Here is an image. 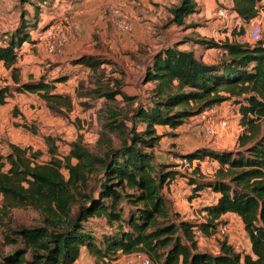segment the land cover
<instances>
[{"label":"trees","instance_id":"16d2710c","mask_svg":"<svg viewBox=\"0 0 264 264\" xmlns=\"http://www.w3.org/2000/svg\"><path fill=\"white\" fill-rule=\"evenodd\" d=\"M16 1L23 9L31 6L34 13L31 18L23 11L13 31L0 32V63L11 71L14 82L0 87V105L16 93L33 94L52 114L67 117L75 108L74 99L56 91L57 84L67 78L22 82L17 67L23 43L35 44L32 32L42 8L52 12L55 0ZM232 2V13L244 24L264 10V0ZM199 11L196 0H179L169 10V25L188 29L186 20ZM186 38L185 43L221 54L203 61L193 51L178 49L179 44L159 50L145 66L144 81L153 84L147 103H136L135 96L124 92L122 76L118 78L113 70L109 73L105 61L83 56L73 62L89 70L88 79L78 84L79 104L100 101L96 150L78 138L63 162L55 158V138L47 137L51 158L37 163L40 153L9 144L10 152L0 155V212L7 217L14 208L34 209L44 216V224H9L5 242L13 251L1 255L0 264H75L83 249L95 258V264H111L137 252L153 264H264V41L218 43ZM230 100L239 106L244 129L238 150L200 148L181 155L217 161L214 178L183 175L175 164L158 159L155 148L162 136L157 126L178 129L204 109ZM177 179H187L193 188L190 200L199 197L200 191L217 194L216 202L198 209L204 214L196 221L176 212L165 193ZM229 213L241 219L251 253L237 252L227 237L219 239L218 254L201 250L197 236H217L219 226L227 223L223 216ZM96 220L101 224L98 230L88 226Z\"/></svg>","mask_w":264,"mask_h":264},{"label":"rangeland","instance_id":"374dc122","mask_svg":"<svg viewBox=\"0 0 264 264\" xmlns=\"http://www.w3.org/2000/svg\"><path fill=\"white\" fill-rule=\"evenodd\" d=\"M178 1L60 0L54 4L52 12H46L45 8H42L41 20L37 29L32 32V38L35 40V44L41 47L42 52H45V55L41 58V55L37 53L38 48L35 47L31 51L36 50V52L34 54L33 52L27 53L25 54L26 57L21 56V61L25 63V61L31 59L30 57L35 56L40 57L43 62L39 63L38 70L29 71L27 74L22 73L23 77L21 76V79L22 82H25L30 79L37 80L40 77H45L48 80L50 78L66 77L67 81L59 83L57 87L60 94H70L74 99L75 108L67 117L57 116L48 110L45 102L39 99L38 96L27 93L14 94L6 105H0V155H7L10 152L9 144H13L22 149H30L31 153H40L41 155L36 162L47 163L51 158L49 146L45 140L47 137L55 138V148L57 149L55 158L63 162L69 154L70 144L78 138H81L83 145L91 151L96 150L99 131L96 116L100 101H90L88 106H82L75 98L79 82L87 80L89 75V70L83 66L76 69L73 68L72 64L77 57L93 56L105 61L106 64L104 66L109 73L113 70L115 71V76L118 78L122 76L124 92L135 96L136 103H147L151 97L150 92L153 84L145 83L143 75L145 64L154 51L161 47H171L185 43L186 37L207 39L218 43L226 40L235 41L236 38L238 41H246L249 27L238 31L236 27L233 29L229 26V22L232 25H235L236 22V19L231 14L230 0H215V3L209 8L206 7L207 0H199L202 8L200 15L197 14L191 17L192 20L189 23L186 22V26H190L188 29L168 26L170 21L169 10L176 6ZM218 9H227L229 11V21L220 19L216 15ZM160 10L162 12L159 14ZM23 11H28L32 18L34 10L31 6H26L23 9L16 0H0V32L13 31L20 23ZM84 15L90 18V22L87 25L79 22V17ZM259 17L264 23V10ZM65 18L69 19L72 27H74L71 38L55 54H49L46 49L47 41L42 38V35L49 25L59 24ZM121 19H125L131 24V32L125 34L119 32L117 23ZM262 40L264 41V31ZM180 48L197 52V55H200L202 60H214L219 55L217 51L212 49L202 48L195 50L190 44H181ZM46 56L54 59L52 60ZM25 64L29 65L28 62ZM7 85H14L11 71L1 66L0 87ZM118 100L122 101V97H118ZM226 102H228L226 107L228 108L229 127L221 136L208 139L202 138L190 128V120H188L181 126V132L169 134L171 140L167 141V144L163 143V145H160V142L158 143L155 148L156 155L158 156L159 153L164 151H169L167 154L180 155L181 152L190 151L192 148H196L194 151H198L200 148H207L217 152H236L239 148L238 138L244 129L240 122L239 106L233 100ZM25 125L29 129H26ZM143 128V125L139 126L140 130ZM262 128L264 129V124ZM187 135L192 136L194 142L190 139L187 140ZM162 146L166 148L161 149ZM191 152L193 150L188 153ZM211 159V157L204 160L197 159L198 162L193 168L190 170H179V172L183 175L196 176L199 180L209 179V175H215L217 171L216 165L219 168L218 162L216 161L217 164H214V159ZM63 174L68 177V172L65 169H63ZM192 189L190 192H192ZM165 190L169 192L170 187ZM208 195V197L211 196L210 194ZM197 198L192 200H195L201 206L203 201L200 203ZM203 200L209 199L204 198ZM1 207L2 196L0 195V209ZM199 214L201 215V213ZM191 215L189 213L186 214L187 217H191ZM0 221L2 222L0 224L1 257V255L10 254L13 251V246L5 242L6 227L9 224L27 227L41 226L44 224V216L34 209L14 208L8 211L7 217H4L0 212ZM88 226L98 230L101 224L96 220L91 221ZM230 233L231 229L224 237L229 236ZM98 235V237H101V234ZM232 235L235 234L233 233ZM217 236L221 237L219 233ZM242 237L244 235H239L241 245L243 246L244 244L245 247L236 250L240 253H244L246 247L249 246V243L244 242ZM197 239L200 242L205 238L198 235ZM200 247L201 249L210 250L203 244ZM121 258L117 259L118 261L116 260L117 263L115 264H124ZM75 264H95V258L87 249H83L79 262Z\"/></svg>","mask_w":264,"mask_h":264},{"label":"crops","instance_id":"0c3cea01","mask_svg":"<svg viewBox=\"0 0 264 264\" xmlns=\"http://www.w3.org/2000/svg\"><path fill=\"white\" fill-rule=\"evenodd\" d=\"M196 2L198 4V8L201 10L202 8H201L200 1L199 0H196ZM213 3H215V0H213V2H212V0H207L206 7L207 8L212 7V4ZM177 4H178V2L176 3V5ZM232 6H233V2H232V0H230V8H232ZM162 10L159 11V14L162 12ZM199 13H200V11L198 13L194 14L193 16H196ZM193 16H191V17H193ZM191 17L188 18L186 20V22L189 23L190 20H192ZM233 17L236 19L235 25H232L229 22V24H230L229 26H231L233 29L236 27L237 30L239 31L241 29H247L248 28L249 25L248 24H244L243 21L240 18L237 17V14H235V12H233ZM79 22L81 24L87 25L90 22V18L88 16H86V15L80 16L79 17ZM237 24H238V27H237ZM239 25H241V27H239ZM168 26L169 27H172L173 25L172 26L168 25ZM183 29H187V28L183 27ZM197 39H200V38H197ZM235 41L242 42V43L243 42L252 43L251 40H250V38H249V32H248V34L246 36V41H238L237 38H236ZM181 44H190V45L193 46V48L195 50L204 48L202 45L196 44V43H193V42H186V43H181ZM181 44H179L178 49L183 50V49L180 48V45ZM35 47L38 48L37 49V53H39L41 55V58H42L45 55L44 54L45 52L44 51L42 52L41 47L38 46V45H36V44H30L28 42H25V43H23V45H22V47L20 49V54H19L20 57H19V61H18L17 67L19 69L20 68L22 69V70L20 69L21 76H22V73L23 74H27L29 71L30 72H33V71L38 70L39 69V66H40L39 63L43 62L40 59V57H35V56L34 57H30L31 58L30 60L25 61V63L28 62L29 65H26L24 62L21 61V56L26 57L25 54L31 53V52H33V54H34L36 52V50L35 51L34 50L31 51V50L33 48H35ZM166 47H169V46L161 47L157 51H154L150 55V58L148 59L147 63L150 61L151 57H153V55L156 52H158L159 50H161L163 48H166ZM212 50L213 51H217L219 55L221 54L220 50H217V49H212ZM186 51H188V50H186ZM194 53H195V56L197 58H200V55H197V52H194ZM46 57H50V56H46ZM81 57H83V56H81ZM81 57H77L76 60L79 59V58H81ZM50 58L52 60L54 59L53 57H50ZM203 61H209V60L203 59ZM146 64H145V66H146ZM72 65H73V68H75V69L82 66V65H74V64H72ZM1 66H4L3 63H0V67ZM85 69H87V68H85ZM50 80H54V78H50ZM25 82H27V81H25ZM57 86H58V84H57ZM56 91L59 92L58 87H57V90ZM65 94H68V93H65ZM29 95H31V94H29ZM68 95H70V94H68ZM226 105H228V102L222 103V106H224L226 109H228L226 107ZM159 128H161V129H159ZM181 128L182 127H180V128H178V129L175 130V129H172V128L168 127V126H161V127H158L157 126V132H158V134L160 136H162V139L160 141V145H163V143L164 144H167V141L171 140L169 138V136H170L169 134L181 132L180 131ZM188 139H190V140H192V142H194V138L192 136L187 135V140ZM164 148H166V147H164V146L161 147V149H164ZM194 149H196V148H192V149H190V151H192V150L194 151ZM190 151H183V152L180 153V155L179 154H174V153L173 154H171V153L167 154V152H169V151H166V152L164 151L163 153H159L158 156L157 155L156 156L158 157V159H160L162 161L175 164L176 162H178V160H179V158L181 157L182 154L188 153ZM206 159H209V157H207ZM211 160H213V159H211ZM215 163L217 164L216 161L214 162V164ZM217 169H218V165H216V170ZM208 178L209 179H212V178H214V175L213 174L212 175H209ZM186 181H187V179H177V180H174L172 182V184L170 185V191L167 192V190H165V192L167 193L168 198L173 202L174 209H175L176 212H178L182 217H187L186 214H188V213L189 214H192L191 217L188 216L186 219L195 220L196 221L197 219H199L201 217L199 213H201V215L204 214L203 212L198 211V209L201 206L210 205L213 202H216L217 201V194L214 193V192H212V191H210V190L200 191V196L197 198V201H199L200 203L203 201V203L201 204V206H198L197 205L196 206L197 210H196L194 208V206L191 205V203H194L196 201L195 200H192V202H190L189 196L191 195L192 192H190L191 187L187 184ZM208 194H210L211 196L208 197L209 196ZM204 198H208L209 200H203ZM213 198H214V200H212ZM194 209H195V211H194ZM223 220H225L231 226V233L229 234V236H226L228 238V242L231 245H233L236 250L239 249V248H244L245 245L244 244H243V246L241 245V241H240V238H239V235H244V237H242L244 239V242H248L249 243V246L246 247V251L244 253H247V254L248 253H251L250 240H249L248 235H246L247 233H246V231L244 229V225H243L241 219L238 216L229 213V214H226L225 216H223ZM233 233L235 235H232ZM219 239H222V238L219 237V236H213V237H210V238H205L204 240H201L198 243L199 248L201 249L200 245L203 244V246H207L210 250H206V249H201V250L208 251V252L213 253V254H218L219 251H220V249H219V242H218ZM79 260L77 262H79ZM117 261L116 262L114 261V263L113 262L112 263L115 264V263H117Z\"/></svg>","mask_w":264,"mask_h":264},{"label":"built area","instance_id":"2783aa9c","mask_svg":"<svg viewBox=\"0 0 264 264\" xmlns=\"http://www.w3.org/2000/svg\"><path fill=\"white\" fill-rule=\"evenodd\" d=\"M60 0H55L59 2ZM231 14L232 10H231ZM216 15L223 20L229 21V11L227 9H218ZM249 38L252 43H256L262 40L264 31V23L260 17L255 18L249 24ZM238 27V24H237ZM241 27V25H239ZM74 27L69 19H64L59 24L49 25L44 31L42 38L47 41L46 49L49 54H55V52L71 38V33ZM117 29L121 33H129L132 31L131 24L121 19L117 23ZM228 110L220 105H214L204 109L190 119V128L202 138H214L221 136L226 129L229 127ZM198 162V160H190L188 158L180 157L178 162L175 163L176 170H190ZM194 202V201H193ZM192 206L197 210L196 202L191 203ZM231 226L229 223L221 224L218 228V233L221 237L227 235L230 232ZM124 264H153L151 259L144 253L137 252L130 255L121 256Z\"/></svg>","mask_w":264,"mask_h":264}]
</instances>
